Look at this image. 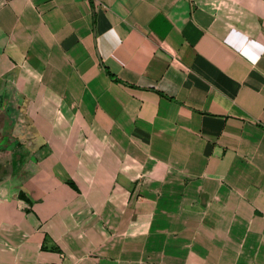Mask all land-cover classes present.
Masks as SVG:
<instances>
[{
	"label": "crops",
	"instance_id": "obj_1",
	"mask_svg": "<svg viewBox=\"0 0 264 264\" xmlns=\"http://www.w3.org/2000/svg\"><path fill=\"white\" fill-rule=\"evenodd\" d=\"M94 4L0 0V264H264V0Z\"/></svg>",
	"mask_w": 264,
	"mask_h": 264
},
{
	"label": "rangeland",
	"instance_id": "obj_2",
	"mask_svg": "<svg viewBox=\"0 0 264 264\" xmlns=\"http://www.w3.org/2000/svg\"><path fill=\"white\" fill-rule=\"evenodd\" d=\"M24 100H22L23 102ZM16 110H17V113H18V121H19V124H21L20 127H23L24 129H26V132L28 135H32V130H30V127L28 126V124H31V121H29L27 119L28 116H26L27 114L25 113V111H23L22 109V106L21 104L18 105L16 107ZM27 127V128H26ZM28 140L29 137H27ZM5 169H3V171L0 169V175H1V178H0V186H3L5 188V191L4 192H8V191H20V184L22 183L25 187H27V190H29L30 192H33L34 190V186L32 184V182L28 179L26 180V178H21V179H10L8 176L9 174L6 173V165L4 166ZM26 181V182H24ZM25 183V184H24ZM24 189V188H23ZM22 192V190H21Z\"/></svg>",
	"mask_w": 264,
	"mask_h": 264
},
{
	"label": "trees",
	"instance_id": "obj_3",
	"mask_svg": "<svg viewBox=\"0 0 264 264\" xmlns=\"http://www.w3.org/2000/svg\"><path fill=\"white\" fill-rule=\"evenodd\" d=\"M91 3H93V7L95 6L94 4V0H91ZM105 70L107 72V74L116 82H122L123 80H121V78H119L108 66L104 65ZM124 83H127L126 81H123ZM71 185L76 187V184L74 181L70 180L69 181Z\"/></svg>",
	"mask_w": 264,
	"mask_h": 264
}]
</instances>
